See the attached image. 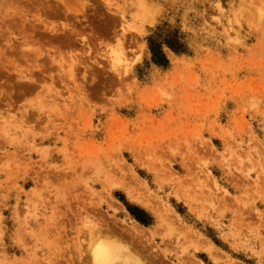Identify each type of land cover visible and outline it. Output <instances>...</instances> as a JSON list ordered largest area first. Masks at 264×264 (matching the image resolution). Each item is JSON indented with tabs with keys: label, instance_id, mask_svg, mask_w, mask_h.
<instances>
[{
	"label": "rangeland",
	"instance_id": "374dc122",
	"mask_svg": "<svg viewBox=\"0 0 264 264\" xmlns=\"http://www.w3.org/2000/svg\"><path fill=\"white\" fill-rule=\"evenodd\" d=\"M134 222L164 264H264V0H0V264Z\"/></svg>",
	"mask_w": 264,
	"mask_h": 264
},
{
	"label": "bare ground",
	"instance_id": "6f19581e",
	"mask_svg": "<svg viewBox=\"0 0 264 264\" xmlns=\"http://www.w3.org/2000/svg\"><path fill=\"white\" fill-rule=\"evenodd\" d=\"M139 4H140V1H139ZM51 10L52 9H50V11ZM75 29L73 27L72 28L69 27L68 33H66L65 30L64 31L62 30L63 32L61 33L60 39L62 41H65V40L73 41V40H75V38L73 39V36L75 37L79 33L78 32L79 30L76 31ZM125 43H126L125 38L123 36H120L116 39L115 47L117 50V54L122 55V56H124L126 54ZM87 48H88V46H87ZM88 49H90V48H88ZM114 58L115 57H113V59ZM128 193H130V190L128 191ZM134 197H136V199L138 201L140 200V202L142 204H145V206H147L146 205L147 204L146 198H143V196H139V195H135ZM149 205H151V204H149ZM161 211L159 212L160 216L158 219L162 218L161 220H163V219H165L163 217V216H165V214H162L163 212L161 213ZM168 218H170V217H168ZM163 221L166 222L165 220H163ZM90 222H92V221H90ZM166 223H169L168 220ZM171 223L174 224L173 222H171ZM163 226L165 227L164 224H163ZM166 228H167V226H166ZM93 229H95L96 231L93 232ZM91 232H92V234H89V241H90L89 244L93 245L92 246L93 251H92L91 256H92V260H93L94 264H112V262L120 255L126 256V258L124 259L126 264H164V262L160 259L158 254H155V253L151 254L152 253L151 251H148L149 253L146 252V246L145 245H143L141 248H137L131 242V240L134 238L138 239L139 241H142L145 244H147V243L150 244V242L153 241L151 238V235L147 234L149 231H147V233H146V231L141 227V225L139 226V225L135 224V222H134V224H131L127 228L120 229L118 231L108 228L106 225H103V223H100V224L95 223V227L91 228ZM154 235H155V233H154ZM128 238H129V240H128ZM196 249H200V250L204 251L213 262H219V261L223 260V259L221 260L219 258V256H221V255H218V253H219L217 251L218 248L216 249L213 245L209 244L205 240H202V241L199 240V242L196 244ZM184 264H202V263L201 262L198 263V261L195 262V261L189 260L188 263H184Z\"/></svg>",
	"mask_w": 264,
	"mask_h": 264
},
{
	"label": "trees",
	"instance_id": "16d2710c",
	"mask_svg": "<svg viewBox=\"0 0 264 264\" xmlns=\"http://www.w3.org/2000/svg\"><path fill=\"white\" fill-rule=\"evenodd\" d=\"M152 51H153V53H154V56H155V50H154V49H152Z\"/></svg>",
	"mask_w": 264,
	"mask_h": 264
}]
</instances>
